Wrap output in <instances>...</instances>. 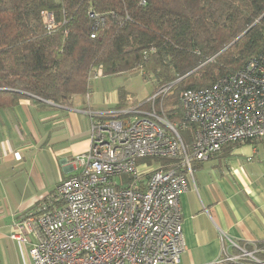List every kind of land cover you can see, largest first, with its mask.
<instances>
[{
	"label": "built area",
	"instance_id": "1",
	"mask_svg": "<svg viewBox=\"0 0 264 264\" xmlns=\"http://www.w3.org/2000/svg\"><path fill=\"white\" fill-rule=\"evenodd\" d=\"M42 18L49 31L61 24L49 10ZM102 25L96 22L91 37ZM102 72L94 66L88 80ZM172 85L156 88L152 109L128 96L123 107L90 113V147L74 158L78 171L13 223L11 237L29 246L31 264L181 263L187 245L180 198L194 180V161L229 143L264 139V54L208 87L183 90L185 122L179 125L163 107ZM180 128L190 131L188 142ZM144 158L162 163H140ZM230 242L240 251L231 253L224 243L219 263L264 264L259 248Z\"/></svg>",
	"mask_w": 264,
	"mask_h": 264
},
{
	"label": "trees",
	"instance_id": "2",
	"mask_svg": "<svg viewBox=\"0 0 264 264\" xmlns=\"http://www.w3.org/2000/svg\"><path fill=\"white\" fill-rule=\"evenodd\" d=\"M44 10L61 22L55 30ZM259 54L264 0H0V110L86 94L96 65L106 74L141 68L158 86L173 83L163 107L181 124L183 90L208 87Z\"/></svg>",
	"mask_w": 264,
	"mask_h": 264
},
{
	"label": "crops",
	"instance_id": "3",
	"mask_svg": "<svg viewBox=\"0 0 264 264\" xmlns=\"http://www.w3.org/2000/svg\"><path fill=\"white\" fill-rule=\"evenodd\" d=\"M137 69L103 71L88 80L86 94L62 103L23 98L0 110V264H31L29 246L11 237L13 223L36 211L78 171L74 158L90 147V113L125 106L132 97L123 92L125 86L143 74ZM117 76H124L126 85L115 81ZM145 95L133 97V104L140 105L138 98ZM193 165L194 180L180 198L187 245L180 264H235L219 263L224 243L229 252L240 251L230 240L259 248L256 256L264 260V139L226 144Z\"/></svg>",
	"mask_w": 264,
	"mask_h": 264
},
{
	"label": "rangeland",
	"instance_id": "4",
	"mask_svg": "<svg viewBox=\"0 0 264 264\" xmlns=\"http://www.w3.org/2000/svg\"><path fill=\"white\" fill-rule=\"evenodd\" d=\"M135 70L138 71V69H135ZM140 70H142L141 72L143 74L138 75L139 77L138 76L137 77L136 76H132V77L130 76L131 80L132 79L134 80V78H138V79H135L136 81L134 82L133 85H131V86L129 85L130 87L125 86V90H123V88H122V90H123V92L129 91L131 93L130 95H132V97L130 96L132 98V100L134 99L133 97H135L137 95L140 96L142 94V92L147 93V95L141 96L140 98H138L139 99L138 103L140 105H142L141 107L143 109L149 110L151 108V104L149 103V99L153 95V93H156V88H158L159 86L157 85L155 76L153 74H146L144 72V70L141 68H140ZM137 74H140V72H138ZM114 80L121 82V83L123 82L124 85H126V81H127L124 76L114 77ZM124 99H125V96H124ZM126 102L128 103V97H127V101H125V103ZM160 108H161V102L159 100L157 102V109L160 111ZM178 125H179V123H178ZM180 130H181L182 135L185 137V139L188 142L190 139V135H191L190 131L187 129H182V128H180ZM140 163H146L147 165L156 166V165L162 163V160L154 159V158H144V159L140 160Z\"/></svg>",
	"mask_w": 264,
	"mask_h": 264
},
{
	"label": "water",
	"instance_id": "5",
	"mask_svg": "<svg viewBox=\"0 0 264 264\" xmlns=\"http://www.w3.org/2000/svg\"><path fill=\"white\" fill-rule=\"evenodd\" d=\"M244 34H245V32H244V33H242V34H241L239 37H241V36H242V35H244ZM239 37H238V38H239ZM238 38H237V39H238ZM237 39H236V40H237ZM231 44H232V43H231ZM227 47H228V46H227Z\"/></svg>",
	"mask_w": 264,
	"mask_h": 264
}]
</instances>
